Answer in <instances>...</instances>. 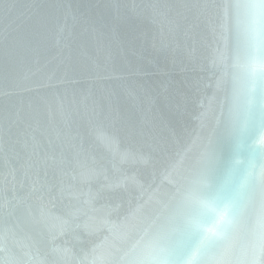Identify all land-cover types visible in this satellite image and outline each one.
<instances>
[{"label": "water", "instance_id": "water-1", "mask_svg": "<svg viewBox=\"0 0 264 264\" xmlns=\"http://www.w3.org/2000/svg\"><path fill=\"white\" fill-rule=\"evenodd\" d=\"M259 2L0 0V264H264Z\"/></svg>", "mask_w": 264, "mask_h": 264}, {"label": "clouds", "instance_id": "clouds-1", "mask_svg": "<svg viewBox=\"0 0 264 264\" xmlns=\"http://www.w3.org/2000/svg\"><path fill=\"white\" fill-rule=\"evenodd\" d=\"M254 55L251 61L249 72H253L258 69L262 63H264V54L261 52V48L264 47V38L261 36V32L257 29L254 32ZM192 204L196 207L199 212L204 209L205 199L194 197L192 199ZM219 215L217 216L216 226L211 232L203 231L199 229L206 240H223L229 237L230 232L234 225L236 224V219L232 212L228 208H218ZM197 216L190 218L187 221L188 227L190 229H198ZM222 217V219L220 218ZM203 258V252L197 249L192 252L189 257L188 264H200V260Z\"/></svg>", "mask_w": 264, "mask_h": 264}, {"label": "snow or ice", "instance_id": "snow-or-ice-1", "mask_svg": "<svg viewBox=\"0 0 264 264\" xmlns=\"http://www.w3.org/2000/svg\"><path fill=\"white\" fill-rule=\"evenodd\" d=\"M248 7L264 10V0H260L259 3L250 4L248 5ZM250 76L253 82L252 91L255 92L256 84L264 82V63H262L258 69L251 72ZM262 143H264V141H262ZM225 207L228 208L232 212L233 216L236 219V222H238V220L240 219V212H241L240 201L235 198H231L222 208H225ZM262 208H264V205H262ZM217 209L218 207L216 206V203L214 201L205 200L204 209L200 211L196 217L199 227L198 229H192L189 232L188 236H190L192 233H195V232L202 233L199 229H202L203 231L207 232L208 223L204 222L203 217L205 215H212L215 217L214 222H216L217 216L219 215ZM220 218L222 219V217ZM227 241H228V238L223 239V240H206V238L203 236L193 251L197 249L202 250L203 257L210 253H218L224 248V246L227 244ZM261 242L262 244H264V237L261 238ZM191 254L189 256H191Z\"/></svg>", "mask_w": 264, "mask_h": 264}]
</instances>
